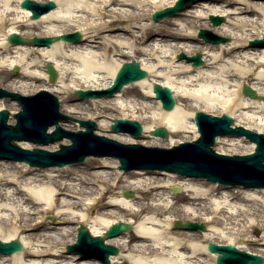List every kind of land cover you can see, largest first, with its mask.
<instances>
[{
  "label": "bare ground",
  "instance_id": "obj_1",
  "mask_svg": "<svg viewBox=\"0 0 264 264\" xmlns=\"http://www.w3.org/2000/svg\"><path fill=\"white\" fill-rule=\"evenodd\" d=\"M21 1L0 0V73L9 79L8 69L21 68L17 77L23 80L19 86L24 89L29 80H48L45 65H52L57 82L47 89L52 94H62L61 106L67 113L85 112L84 118L92 120L105 113L118 118L133 115L150 122L149 131L157 126L166 128L170 136L166 145H161L157 137H153V143L171 146L175 144L173 136L188 130L185 119L194 110L236 109L238 117L249 121L252 119L242 110H264L262 101L241 93V86L246 84L258 95L264 94V48L247 46L251 39L264 36V1L197 0L193 7L206 12L178 13V23L169 18L158 25L149 19L152 13L169 8L175 0H52L55 9L37 19H31L30 11L19 6ZM209 15L228 20L210 28L209 22H201ZM200 26L232 41L222 45L205 43L195 38ZM75 31L81 34L80 43L55 41L48 47H35L10 46L6 42L10 34L31 38ZM179 51L191 57L199 51L204 64L192 68L190 62L175 60ZM129 61H136L147 76L125 85L111 98L76 101L70 95V90L106 89L120 65ZM38 68L39 73L35 71ZM154 84L168 87L177 97L174 109L163 111L154 97ZM4 107L0 101V109ZM10 109L14 113L17 107L11 105ZM112 111L117 115L110 114ZM96 123L99 131H107L111 125V121ZM106 137L121 143L133 142L122 133L108 132ZM216 142L219 153L227 154L223 153L225 143L217 138ZM61 143L67 144L68 140ZM58 144L44 148L53 151ZM19 145L25 149L34 147L27 141ZM253 147L250 144L244 154L251 153ZM116 164V159L105 156L89 157L82 166L54 168L0 161V202L8 207H1L0 212L10 211L8 216L0 215V240H18L23 245L22 251L0 255V264H101L65 253L64 246L74 243L79 225L96 237L116 222L130 224L129 232L105 240L120 249L117 255L109 256L110 264H215L217 254L206 248L215 238L225 239V244L240 250L246 249L243 243L253 245L264 240V188L225 191L224 186L175 173H125ZM123 187L137 195H117ZM175 187L181 194L182 218L171 213L177 201L167 191ZM196 214L207 225L201 235L172 227L177 220H195ZM44 215H48L46 219ZM55 223L61 226L56 228ZM255 231L261 233L260 238L250 239L247 235ZM237 239L241 245L235 244ZM253 253L264 260V251Z\"/></svg>",
  "mask_w": 264,
  "mask_h": 264
},
{
  "label": "water",
  "instance_id": "obj_2",
  "mask_svg": "<svg viewBox=\"0 0 264 264\" xmlns=\"http://www.w3.org/2000/svg\"><path fill=\"white\" fill-rule=\"evenodd\" d=\"M197 0H178L174 7L165 8L156 11L152 15L154 21L160 18L173 15L183 9L189 3ZM261 1V0H260ZM264 1V0H262ZM22 8L29 9L32 12V19L38 18L40 14L48 12L55 7L53 1L44 4L36 3L31 0H23L20 4ZM213 25L221 24L223 17H209ZM198 36L207 42L223 43L226 38L213 35L210 31L200 29ZM7 41L11 44L32 43L37 46H48L54 41L65 40L69 42H78L80 34H65L59 37L50 38H32L27 39L17 34L7 36ZM251 47H264V38L261 40L250 41ZM186 59L192 62V67L203 64L200 59V53L192 57H185L180 54L178 59ZM50 81L54 82L57 76L56 70L51 65H46ZM146 76V72L140 69L138 63L130 61L122 64L114 80L113 86L105 91L76 90L75 95L79 98H96L107 95L112 96L114 92L121 89L123 84L140 79ZM242 93L251 99H257L264 102V95L258 96L253 89L247 85L242 86ZM157 99H161L164 109L169 110L173 107V96L171 90L157 84L153 85V90ZM10 97L18 100L22 104L23 110L14 117L17 119L16 126L6 124L9 112L3 110L0 112V159L22 160L29 165L41 167L65 164L81 163L86 155L93 156H115L118 157L121 166L119 168L129 169H158L166 172H176L180 175L189 177H204L208 181L222 184L237 185L244 187H264V135L258 134L241 127L231 129L230 124L233 119L229 116L211 117L210 115L196 112L195 123L200 133L199 139L191 143H183L174 146L171 149L145 148L138 144H120L104 136L93 134L96 125L93 121L78 120L79 125L86 128L85 132H71L60 128L58 120L68 119L59 113L58 100L48 93L41 91L37 95L30 97H21L18 94H12L0 89V98ZM55 125V130L51 134L46 133L49 126ZM112 131H127L135 138L140 136L141 126L136 121L127 119L114 120ZM152 135L167 138V130L163 127L151 131ZM234 134L236 136L245 135L250 141L255 142L257 147L255 153L246 156H225L216 154L211 150L217 135ZM62 137L69 138L71 145H60V149L49 152L41 149L26 150L21 149L16 141L28 140L33 143L48 144L61 140ZM145 151V152H142ZM177 189L174 190L176 192ZM131 192H125L124 196L131 197ZM130 224L115 223L104 233V236L91 237L84 226L79 227L78 239L73 246L66 247L69 252L80 253V259L95 257L101 261V264H109V254L116 255L118 249L103 243L104 238H111L121 232L129 231ZM175 227L189 230H205L204 224L182 223L177 221ZM23 249L18 240L3 243L0 241V253L12 254ZM210 252L218 253L216 257L217 264H257L262 263V257L236 249L233 245H215L207 244Z\"/></svg>",
  "mask_w": 264,
  "mask_h": 264
},
{
  "label": "rangeland",
  "instance_id": "obj_3",
  "mask_svg": "<svg viewBox=\"0 0 264 264\" xmlns=\"http://www.w3.org/2000/svg\"><path fill=\"white\" fill-rule=\"evenodd\" d=\"M35 1H37V2H44L45 0L44 1L35 0ZM196 5H197V3H194V4L190 5L187 9H184L183 11L178 12V13H182V12L183 13H186V12H191V11H195V10H197L198 12L199 11L200 12H206V9H202L200 7L199 8H197V7L194 8L193 7V6H196ZM204 6H206V4ZM178 13L175 14L174 16H172V17L163 18L162 20H160L158 22H153L152 19H151V17L149 19L153 23H155L157 25L158 24H161L163 20H166V19H169V18H170L171 21L178 23L179 22V20H178ZM227 20L228 19L225 18V21L223 23H221V25L222 24H225ZM201 22L202 23L209 22L208 17L205 19V21H201ZM221 25H219V26H221ZM211 26L212 25L210 24V28H211ZM198 29H208V28H205V27H202V26L198 27L196 29L195 38L197 37V31H198ZM193 30H195V28ZM210 30L212 31V29H210ZM257 30L259 32L262 31V27H257ZM34 31L36 32V29ZM249 32L250 31H245V33H249ZM252 32H256V30L255 29H252ZM221 36H223V35H221ZM223 37H225L227 39V42L226 43L232 41V38H230L228 36H223ZM226 43H223V44H226ZM198 45H200V44H198ZM221 45H222V43H221ZM247 45H248V43H247ZM179 53H182V52L179 51L175 55V58H174L175 60H177L176 59V56ZM196 53H200V52L197 51L193 55H195ZM7 60H8V58H7ZM183 61H185V60H183ZM7 63H8V61H6V64ZM13 68L8 69V73L11 75V77H10L11 79L10 78L9 79H5V77H4L5 75L3 73H0V88L6 89V90L11 91V92L21 93L23 95H30V94H33V93L37 92L39 89L40 90L41 89H47V88L50 87V85H52V84H50L48 82V80H46V81H35V82H32V81L29 80L27 82L28 83L30 82V84H27V87L26 88L21 89V87L19 85H20V82H23V80H20L19 77H17V76L19 74V71H22V69L19 68L17 70V72H13ZM35 71L39 73L40 70L38 68V69H35ZM249 78H252V76H250ZM56 82H57V80L55 81L54 84H56ZM19 91H21V92H19ZM69 93H70V95L76 101H84L85 100V99H81L80 100L79 98H77V96L73 95L74 94V91L73 90H70ZM53 95L56 96L58 98V100H59V103H60L59 110H60L61 113L65 114L66 116H69L71 118H74V119L75 118H78V119H86V118H84V116H85L84 113L85 112H83L82 114H76V113H73V114L71 113L70 114V113L65 112L63 110V107L61 106L62 104H61L60 98H59L60 95H62V94H60V93L59 94H56V93L54 94L53 93ZM173 96H174V100H175V103H176L177 97L174 94H173ZM0 101L3 102V104L5 106L3 109H7V110H9L11 112L10 106L13 105L14 108L17 107V110L15 112H17V111L20 110L18 103L15 102V101H11L10 99H1ZM152 106L154 108V104H152ZM184 110H186L187 112L190 111V109H188V108H185ZM196 111H203V110H196ZM203 112L208 113V114H211V115H217V116H219L221 114H227V115H229L233 119L235 125L247 127L249 129H252L254 131H258V132L264 134V110H261L260 108H257L256 107V108H248V109L242 110V112L244 114H246V117H249V118L252 119L251 121L245 120V119H242V118L238 117L239 111H237L236 109L234 111H232V110H226V111H224L223 109L213 108V109L204 110ZM110 114L117 115L116 112H114V111H112ZM131 117L133 118V115H129L128 114V115H125V117H119V118H127V119L132 120V121H138V123H140L141 126L143 127V132H142L141 138L138 139V140H134V139L131 138L133 140V142L141 143V144H144V145H147V146L148 145L149 146H155L154 143H153L154 142L153 137H155V136L150 135L149 130L147 128V126L148 125H151V123L150 122H143L142 120L137 119V118H133L132 119ZM113 118H118V117H113V116L111 117V116H108V114L105 113L104 117H99V118H96V119H93V120H94V122H97V121H102V122L103 121H111L112 122L111 119H113ZM185 120L187 121V124L189 125V128H188V130H186L184 132H181L178 135L173 136V142H175L176 144L179 143V142H181V141H190V140H192L195 137L196 130H195V127L193 125V114L190 113V115H188L187 119H185ZM10 121H11V118L9 119L8 122L10 124H14L15 123V120L14 119H12V122H10ZM188 122H192V123L189 124ZM77 125H78V123L75 122V121H72V120L62 121V123H61V126L63 128L69 129V130H77L79 128V126H77ZM75 128H77V129H75ZM95 132L97 134H99V135L106 136L107 133L110 132V128H108L107 131H99V129L97 128V130ZM169 138H170V136L168 137V139ZM159 139H161V138H159ZM168 139H161V141H159V142H161V145H166V142L165 141L168 140ZM217 139H220L221 141H223L225 143L224 144V149L225 150H224L223 153H227V154L228 153H230V154H237V155L238 154H244L246 152V150L249 149L248 147H250V144H251L249 141L245 140L244 138H235V137L224 136V137H219ZM173 145H175V144H173ZM34 147H39V148L46 149V148H44L45 146H40V145H35V144H34ZM160 147H165V146H160ZM218 148H219V144L216 142L214 144V146H213V150H215L216 152H219V149ZM79 165L82 166V163L81 164H77L76 166H79ZM97 165L98 164H96L95 166H97ZM195 180H197V179H195ZM198 180L204 181L202 179H198ZM122 184L124 185L125 183L123 182ZM89 187L93 189V185H91ZM230 188H232V187L226 186L225 191L233 190V191L236 192V191L240 190V189H230ZM123 191H126V192L127 191H131L134 196L137 195L136 192L132 191L131 189H129L127 187H123L118 192L117 195L122 194ZM172 192H173L172 189L168 188L167 193L172 194L175 197L176 201H177L176 202L177 204H176V206L174 207V210L171 213L174 214L175 217L182 218L181 217L182 216V213H180V211H179L180 210V206L179 205H181V202H180L181 194H179V193H172ZM107 195L108 194H106V196ZM142 196L144 197V195H142ZM105 200H103V201H105ZM142 202H144V201H142ZM1 207L8 208L7 205H5L4 203H1L0 202V208ZM9 214H10V211L0 212V215H4V216H8ZM48 215L49 216H52V214H48ZM48 215H44L43 218L46 219V217ZM196 215H197V218L195 220H191V221H195L197 223H204V222H201L202 220H200L201 218L198 217V214H196ZM93 216H95V212L94 211H92L91 217H93ZM54 226H56V228H57V227H60L61 224L60 223H55ZM206 227H207V225H206ZM183 231H188V230H183ZM189 231H191V230H189ZM191 232H194V233H197V234L201 235L202 234L201 232H204V231H191ZM247 236L250 239H259L260 236H261V233L259 231H255L254 233H250ZM75 238H76V232H75ZM225 242H226L225 239H220V238L213 239V243H216V244H219V243L220 244H224ZM248 242H253V241H248ZM263 242H264V240H262L261 242H258L256 244H253L252 245V244H245V243L242 244V241H240V239L235 240V244H238V245H241L242 244V245H244V247L246 249L245 250L243 249V250L244 251H248V252H252V251L253 252H263L264 251V243ZM113 246L116 247V245H113ZM64 251H65V246H64ZM119 252H120V249H119ZM123 264H126V263H123Z\"/></svg>",
  "mask_w": 264,
  "mask_h": 264
}]
</instances>
